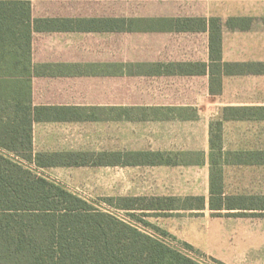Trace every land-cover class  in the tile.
<instances>
[{
	"label": "crops",
	"instance_id": "0c3cea01",
	"mask_svg": "<svg viewBox=\"0 0 264 264\" xmlns=\"http://www.w3.org/2000/svg\"><path fill=\"white\" fill-rule=\"evenodd\" d=\"M32 14L33 105L68 111L34 121L35 151H89L87 137H109L99 151L108 165L68 166L109 168L96 195L202 198L132 212L151 236L158 228L200 251H243L237 239L252 234L239 218L264 214V141L236 128L264 118L224 115L264 107V67L227 64L264 63V0H32ZM95 110L109 115L83 112Z\"/></svg>",
	"mask_w": 264,
	"mask_h": 264
},
{
	"label": "trees",
	"instance_id": "16d2710c",
	"mask_svg": "<svg viewBox=\"0 0 264 264\" xmlns=\"http://www.w3.org/2000/svg\"><path fill=\"white\" fill-rule=\"evenodd\" d=\"M32 0H0V264H201L35 170L108 165L109 152H36L33 123L67 110L33 105ZM264 67V63H228ZM253 71V70H252ZM243 111L230 115L229 111ZM225 119H261L264 107H228ZM223 122L211 127L220 148ZM150 157L164 160L162 153ZM167 161H170L166 159ZM109 207L179 209L198 197H104ZM116 200H119L116 203ZM198 206V205H197ZM222 209L223 205H218ZM148 224V223H146ZM161 236L164 230L155 228ZM188 249L194 250L190 244Z\"/></svg>",
	"mask_w": 264,
	"mask_h": 264
},
{
	"label": "rangeland",
	"instance_id": "374dc122",
	"mask_svg": "<svg viewBox=\"0 0 264 264\" xmlns=\"http://www.w3.org/2000/svg\"><path fill=\"white\" fill-rule=\"evenodd\" d=\"M87 117L96 118L107 117L108 111H83ZM243 111H229L230 115L235 113H242ZM236 128V127H235ZM234 129V128H233ZM239 135L237 137H244L245 139L262 138L264 141V122L245 121V124L237 126ZM250 132L252 134H250ZM252 137V138H249ZM86 149L91 152H99L102 150L109 151V137H87L85 142ZM38 174L59 183L74 193L87 199L101 210L117 215L120 219L125 220L131 224H136L141 230L148 232L143 227L145 214L134 211L128 213L122 211L120 213L113 212L110 207L102 200L105 196L102 194L96 195V189L100 185L108 186L109 184V168L108 167H85L74 168L68 166L47 167L42 170H35ZM119 200H116L118 203ZM250 215V214H249ZM241 216L245 224L239 227L245 234L251 233L252 236L239 237L238 246L243 251L235 253H226V251L216 254L200 251L197 249L190 250L187 246L171 237L160 236L153 233V237L166 242L173 249H176L186 256L201 264H264V214H252V216ZM231 241H234L232 238Z\"/></svg>",
	"mask_w": 264,
	"mask_h": 264
}]
</instances>
